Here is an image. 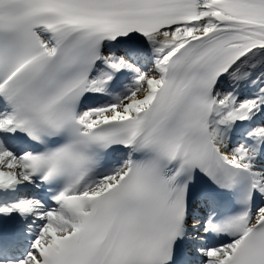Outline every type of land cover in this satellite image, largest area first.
<instances>
[{
  "label": "snow or ice",
  "instance_id": "1",
  "mask_svg": "<svg viewBox=\"0 0 264 264\" xmlns=\"http://www.w3.org/2000/svg\"><path fill=\"white\" fill-rule=\"evenodd\" d=\"M0 264H264V0H0Z\"/></svg>",
  "mask_w": 264,
  "mask_h": 264
}]
</instances>
